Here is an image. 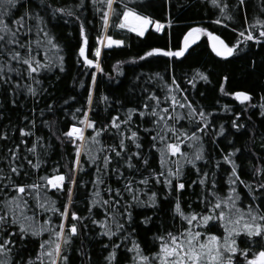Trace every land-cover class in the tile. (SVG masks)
<instances>
[{"label": "snow or ice", "instance_id": "obj_1", "mask_svg": "<svg viewBox=\"0 0 264 264\" xmlns=\"http://www.w3.org/2000/svg\"><path fill=\"white\" fill-rule=\"evenodd\" d=\"M92 2L93 6H101L97 7L96 11L102 13L100 19L104 31L114 23L112 17L118 19L115 27L127 29L141 37L150 25L155 27L156 32L164 29L160 20H154L150 15L127 4L119 11L114 7L116 0ZM210 3L219 7L221 14L226 15L227 19H234L231 13L225 12L229 5L223 3V0H210ZM239 3L244 5L246 0H239ZM25 5L28 6L24 7ZM84 6V0H80L77 8ZM21 7L24 8L22 12L19 11ZM261 12H264V3L261 4ZM60 14L67 17L76 16V19L80 20L72 9L54 7L48 0H39L38 8H33L30 0H0V89H3L5 95L10 93L14 97L11 100L12 105L18 104L17 98L21 93L33 98L41 96L43 92H47V89L43 88L47 74L57 69L64 71L63 48L49 29L51 19ZM244 20L248 23L247 16ZM214 22L223 23L221 19ZM168 23L171 24V21ZM253 29H259V35H255ZM205 34L209 37L212 50L217 56L231 57L239 50L241 43L264 42V18L254 17L253 22L249 24V30L239 33L244 40L237 38L235 44L226 43L220 36L204 27H189L184 34L183 46L176 51L152 48L139 59L143 60L154 54L182 57L189 47ZM79 36L82 43H79L78 55L83 58V63L87 67L102 71L99 62L101 48H95L94 58L86 55L89 38L83 21L79 25ZM97 40L101 45L106 40L109 47L124 43L110 35L98 36ZM157 78L163 82V88L166 90L163 97L156 91L144 89L147 95L138 107L127 108L123 119L119 114L112 116L108 123L100 127H97V121L89 116L93 105V91L89 88L87 110L75 109L72 118L78 123H69L67 131L56 136L61 145L70 143L74 146L75 166L69 169L70 175L60 173L59 168L53 169L57 173L55 175H35L33 170L38 172L47 163L45 157L48 156L52 145L46 142L44 136L36 134L34 119L29 121L30 127L16 129L13 126V130L20 133L19 143L7 148L6 152L0 155V161L6 162L5 166L0 167V195L3 196V199H0V264H70L68 252L73 250L74 238L81 233L77 222L87 219H91V224L99 227L98 236L109 239L110 243L104 245L105 248L112 249L105 257L107 264H118L117 251L121 245L112 239L118 234H122L120 238L123 241L133 237L132 246H125L127 264H264V165L253 166V175L259 177L260 182H246L238 172L239 166L232 159L240 149H233L223 156L224 162L231 165L227 193L221 194L215 179L211 180L209 186V172L202 171L197 166V161L205 159L203 137L198 133L206 130L208 116L211 114L202 107L198 108L187 95L175 94L183 93L184 89L174 76L170 83L159 72L148 79L151 81ZM197 78L208 79L202 72H197L188 83L195 87L194 80ZM91 79L95 85V72L91 74ZM227 79L225 77V80ZM221 91H224L223 85ZM230 95L241 103L251 99L246 91H236ZM103 99L106 101L108 97ZM261 107L264 108V105ZM47 110L51 112L53 106L47 105ZM32 111L35 112L36 109L33 108ZM81 112L82 118H79L76 114ZM261 114L264 115V112ZM43 115L41 111V116ZM134 115L140 118V123L136 124L135 128ZM2 117L3 112H0V118ZM24 120L28 121V117L25 116ZM184 121H187V127L182 123ZM42 123L49 130L54 126V122ZM145 124L147 126L143 127V131L149 138L148 153L143 151L144 144L140 136V127ZM232 126L244 127L236 121H233ZM87 129H92V135L85 134ZM108 132L118 138V143H104L101 140L102 134ZM223 132L224 128L221 126L217 135ZM29 137H34L30 143ZM8 138L7 132H0V140ZM129 142L135 150L130 149ZM186 142L193 151H182L181 145ZM152 149L159 156L158 170L150 167V157L154 155ZM82 153L87 156L88 162L95 166L88 217H81L75 211L69 212L73 186L77 183L76 172L83 170ZM185 165H191L198 176V180L191 181V184L202 188L197 196L200 211L194 210L191 204L187 208L182 206V190L191 186L182 179ZM216 167L219 168L220 164L217 163ZM125 168L129 173L138 175H126ZM141 168L147 172L146 175ZM34 175L35 179L29 182V178ZM21 177L25 179L21 181ZM113 177L119 184L118 187H113L110 182ZM157 184H162L167 189L166 197L179 193L173 207V220H179L180 223L178 226L174 223L171 228L158 229L151 237L150 248L146 250L135 237L136 229L131 228L129 231V227L134 222V208H155L158 205V192L152 190ZM240 184L247 188V192L238 191ZM49 188L58 193L66 191L67 203L57 206L56 199L49 195ZM145 196L147 199L143 198ZM245 200H249L246 205ZM42 213L58 214L60 222L54 224L49 216L41 223ZM97 215L101 218L97 219ZM151 219L145 217L142 223L147 225ZM87 227L86 223L83 224V228ZM45 233L48 235L47 239L42 238ZM16 237L21 242L28 237L41 238L35 255L29 256L27 260L23 257L16 260L13 246L17 248L16 255L21 251ZM76 250L80 251L81 255L86 254L82 247Z\"/></svg>", "mask_w": 264, "mask_h": 264}, {"label": "trees", "instance_id": "obj_2", "mask_svg": "<svg viewBox=\"0 0 264 264\" xmlns=\"http://www.w3.org/2000/svg\"><path fill=\"white\" fill-rule=\"evenodd\" d=\"M30 2L33 8L39 7V0H30ZM79 2L80 0H48V3L54 7L72 9L80 20H77L76 16L67 17L62 14H60L62 18L58 16L51 19L49 29L63 48L64 71L60 72L57 69L47 74L43 84L47 92H43L37 98L21 93L17 98L18 104L12 105L11 100L14 97L10 93L5 95L3 89H0V112H3V117L0 118V132H7L9 137L7 140H0V155H3L7 148L19 143L20 133L18 130L14 131L13 126L16 129L30 127L29 121L34 119L36 134L44 136L46 142L52 145L48 156L45 157L47 163L38 172L33 170L35 175H55L57 173L53 169L56 168H59L60 173L70 175L69 169L75 166L74 146L70 143L61 145L56 136L67 131L69 123H78L72 118L75 109L87 110L89 88L93 91V105L89 116L96 120L97 127H100L108 123L112 116L119 114L123 119V113L127 108L138 107L147 95L144 89L156 91L163 97L166 91L163 88V82L158 78L151 81L148 79L149 76L159 72L169 83L173 76L177 79V83L184 89L183 93L176 92L177 96L187 95L198 108L202 107L211 114L208 116L209 123L206 130L198 133L203 137L205 159L197 161V166L202 171L209 172V186H211V180L215 179L216 187L221 190V194L227 193L231 165L224 162L223 156L232 152L233 149H240L239 152H235L232 159L239 166L238 172L241 178L246 182H260V178L253 175V166L264 165V147H262L264 145V115L261 114L264 112V108L261 107L264 105V99H262L264 97V42L241 43L239 50L235 51L233 56L225 58L217 56L210 49L207 39L202 37L191 45L182 57H169L163 54H154L143 60L139 57L152 48L176 51L182 47L184 34L189 27H204L230 45L235 44L237 38L243 41L244 37H240L239 33L249 30V24L253 22L254 17L264 18V12H261V4L264 0H246L244 5H241L239 0H223V3L229 5L225 12L231 13L234 17L232 20L222 15L219 7L213 6L210 0H116L114 7L119 11H122L123 5L127 4L164 24L161 32L153 31L151 26L143 37L115 27V23L118 22L117 17L111 18L114 23L110 24L107 31H104L100 19L102 13L96 11V8L101 6H93L92 0H84L85 6L77 8ZM23 10V7L19 9L21 12ZM245 16L248 18V23H245ZM216 19H221L223 23L216 24L214 22ZM169 20L171 24L168 23ZM82 21L85 22L86 35L89 38L86 48V55L89 58H94L95 48L101 45L97 40L98 36L110 35L113 39L124 42L121 45L100 47L99 62L102 71H97L95 67H87L80 60L78 47L79 43H82V38L79 36V25ZM253 31L255 35H259V29H253ZM93 72L96 74L95 85L91 79ZM197 72H202L208 79H195V87H193L188 80L196 76ZM225 77L228 79L225 80ZM221 85L224 87L223 92ZM236 91L248 92L251 99L241 103L230 95ZM105 96L108 97L106 101L103 99ZM73 97L75 99H72ZM49 104L53 106L51 112L47 110ZM33 108L36 109L35 112L32 111ZM41 111L44 113L43 116ZM180 111H186V109H180ZM237 113H239L238 116ZM76 115L82 118V112ZM25 116L28 117V121L24 120ZM43 121L54 122V126L49 130L44 126ZM133 121L135 128L136 124L140 123L138 115L133 116ZM233 121L244 127L234 128ZM182 123L188 126L187 121ZM145 126L147 125L140 127V136L144 144L143 151L148 153L150 146L149 138L143 131ZM221 126L224 132L217 135ZM85 134L92 135V129H87ZM28 139L30 143L34 137ZM101 140L104 143H118V138H114L112 132L102 134ZM129 147L135 150L130 142ZM181 148L186 152L194 150L188 147L187 142L181 145ZM151 152L154 155L150 157V167L158 170L159 156L155 154L154 149ZM112 155L114 156V153ZM81 163L83 170L76 172L77 183L73 186L69 212L75 211L81 217H88L90 194L93 189L91 181L94 178L95 166L88 162L87 156L83 153ZM120 163L122 164L123 161ZM217 163L220 164L219 168L216 167ZM5 164V161H0V167ZM141 171L147 174L143 168ZM125 174L138 175L129 173L126 168ZM35 175L29 178V182L35 179ZM20 179L23 181L25 178ZM182 179L191 185L182 190V206L187 208L191 204L194 210L200 211L201 206L197 196L202 188L191 184V181L198 180L195 169L191 165H185ZM110 182L113 187L119 186L115 182V177ZM252 186L255 187L254 184ZM152 190L158 192V205L155 208L147 206L134 208V222L129 227V231L131 228L136 229L135 237L146 250L150 248L151 237L158 229L171 228L174 223L177 226L180 223L179 220L175 222L173 220V207L179 193L166 197L167 189L162 184L154 185ZM239 190L247 192V188L242 184L238 185ZM49 195L56 199L57 206L67 203L66 191L58 193L55 189L49 188ZM143 198L147 199L146 196ZM0 199H3L2 195ZM248 203L249 200L244 201L245 205ZM41 216V223L49 216L54 224L60 222L58 214L42 213ZM145 217L152 218L147 225L142 223ZM96 218L99 219L101 216L97 215ZM68 219L70 221L71 216ZM77 223L81 233L74 238L73 250L68 252L70 264H107L105 257L112 249L105 248L104 245L110 243L109 239L97 235L100 229L91 224V219ZM85 223L88 225L87 228H83ZM121 235L118 234L112 239L113 242L121 245L117 251L118 264H127L125 246H132L133 237L130 236L127 241H123L120 238ZM42 238L47 239V233L43 234ZM16 239L21 251L19 255H16L17 248L13 246L14 258L20 260L23 257L27 260L29 256L35 255L41 238L28 237L23 242L19 241L18 237ZM81 247L85 255H81L80 251L76 250Z\"/></svg>", "mask_w": 264, "mask_h": 264}, {"label": "rangeland", "instance_id": "obj_3", "mask_svg": "<svg viewBox=\"0 0 264 264\" xmlns=\"http://www.w3.org/2000/svg\"><path fill=\"white\" fill-rule=\"evenodd\" d=\"M151 26H152V25H150L149 28H150ZM196 27H197V26H196ZM149 28H148V29H149ZM126 30H127V29H126ZM128 31H129V30H128ZM132 33H134V32H132ZM135 34H136V33H135ZM202 37L207 38L208 36H207V34L202 35V36L200 37V39H201ZM200 39H199V40H200ZM199 40H197L196 42H198ZM107 46H108V42H107L106 40L104 41V44H103V45H100L101 48H104V47H107Z\"/></svg>", "mask_w": 264, "mask_h": 264}, {"label": "water", "instance_id": "obj_4", "mask_svg": "<svg viewBox=\"0 0 264 264\" xmlns=\"http://www.w3.org/2000/svg\"><path fill=\"white\" fill-rule=\"evenodd\" d=\"M152 29H153V31H156L155 30V27L152 25ZM207 39V42H208V44H209V47H210V49L212 50V47H211V41H210V39H209V37H207L206 38ZM182 46H183V44H182ZM213 51V50H212ZM80 57V56H79ZM80 60H81V62H83V58L82 57H80Z\"/></svg>", "mask_w": 264, "mask_h": 264}]
</instances>
